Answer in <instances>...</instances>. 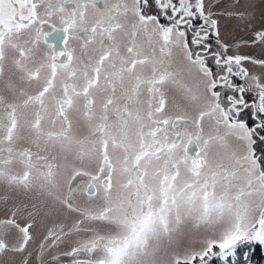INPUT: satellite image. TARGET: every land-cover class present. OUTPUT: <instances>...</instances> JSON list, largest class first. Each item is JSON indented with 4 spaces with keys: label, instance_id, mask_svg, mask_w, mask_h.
Instances as JSON below:
<instances>
[{
    "label": "snow or ice",
    "instance_id": "snow-or-ice-1",
    "mask_svg": "<svg viewBox=\"0 0 264 264\" xmlns=\"http://www.w3.org/2000/svg\"><path fill=\"white\" fill-rule=\"evenodd\" d=\"M212 17L205 0H0V79L6 67L16 78L4 84L11 99L0 94V185L24 194L37 185L48 195L58 188V166L22 146L26 139L38 149L43 144L42 150L79 145L81 159L98 163L82 189L95 202L82 206L75 198L81 189L69 182L61 202L82 219L68 231L50 230L45 242L52 240L51 250L66 237L87 238L78 236L48 264H60L62 256L67 264H148L145 258L154 256L162 239L179 245L180 228L189 221L208 235L194 240L201 247L175 256L173 264H250L255 246H264V81L243 66L247 61L264 67V58L229 55L226 45L215 50L209 38L215 34L219 43V31ZM129 28L125 56L116 33ZM42 41L48 49L43 52ZM69 41L80 42L78 54ZM253 42H264V30ZM174 49L182 50L201 77L195 92L180 85L198 103L196 115L166 114L165 86L179 83ZM145 65H151L150 74ZM253 88L249 103L246 93ZM100 91L108 95L97 106ZM77 106L90 129L83 139L68 116ZM206 117L215 135H204ZM228 137L238 146L230 147ZM218 142L226 155L211 151ZM31 227L0 221V254L23 253ZM12 228L19 236L9 248L4 236ZM45 242L39 264H45ZM21 264H29V257Z\"/></svg>",
    "mask_w": 264,
    "mask_h": 264
},
{
    "label": "rangeland",
    "instance_id": "rangeland-1",
    "mask_svg": "<svg viewBox=\"0 0 264 264\" xmlns=\"http://www.w3.org/2000/svg\"><path fill=\"white\" fill-rule=\"evenodd\" d=\"M52 2L55 3V0H52ZM42 10L43 8L41 7L40 11ZM209 10L213 13L212 18L218 21L219 43H217V37L215 42H209L215 50L222 52L223 49L220 45H226L228 48L227 54L229 55L242 54L258 59L264 58V42H253L255 40V34L264 30V0H205V11L208 12ZM89 14L91 18H94L91 9H89ZM45 30L50 31L47 26H45ZM116 38L119 42L121 54L127 56V47L131 40L130 28L127 31L116 33ZM141 39L138 37L137 42L140 43ZM98 41L99 37L97 38V43ZM69 43L76 47V54H78L80 42L69 41ZM190 47L195 46L190 44ZM45 50L48 49H46L42 41L41 52ZM155 54L157 58H160L158 45L155 46ZM171 60L172 68L177 73L175 79L179 83L175 86L171 83L165 86L167 99L166 114L173 117L184 114L190 116L196 115L198 112V103L192 101L190 99L191 94L180 85H187L188 88L192 89V92H195L197 83L201 77L196 72L194 66H191L186 60L182 50L174 49ZM243 66L248 69L250 75L259 76L264 81V67L252 65L247 61L244 62ZM189 68L193 69L191 74L187 71ZM143 71L146 75L150 74L151 65H145ZM10 77L15 82V76L6 67L5 75L0 79V94L5 95L8 99H11V93L5 89L4 84ZM244 81L248 83L246 80ZM22 87H25L29 92L35 89V85L32 87L22 85ZM103 87L104 81L101 78V89ZM250 92L251 95L256 96V90L254 88ZM107 95L108 92L105 91L96 93L97 106L107 98ZM146 106L145 103L144 107L146 108ZM82 113V106H77L76 109L68 113L69 119L73 124L74 133L80 139L90 134V129L84 121ZM27 118L29 120L32 119L30 112L27 114ZM202 125L206 137L216 134L217 129L210 118L206 117ZM43 126L45 129H48L51 127V124L46 120ZM218 131L222 133L224 129L220 128ZM24 135L25 137L28 136L26 130L24 131ZM20 143L24 147H30L33 152H39L40 155L47 156L52 163L58 166L54 169L56 173L54 179L58 188L52 189V195H48L47 188L42 190L37 185L31 192L24 194L15 191H5L4 186L0 185V221L15 219L22 227L29 222L32 224V227L29 229L32 238L26 246L25 251L23 253H15L5 250L4 253L0 254V264H21V261L26 256L29 257V264H39V246L42 242H45L48 232L50 230L60 231L61 228L63 231H68L76 220L82 219L78 213L69 211L67 206L61 202L67 193L69 182H71L73 187L81 189V191L75 194V198L82 206L95 202L89 201L82 189L86 188L90 177L97 174L98 163L88 156H84L81 159L79 156V145L73 144L62 148L60 144H56L54 147L49 145L46 150H42L43 144H41V149H38L27 139ZM227 143L232 148L238 146V142L233 137H228ZM88 147L90 146H85V151H87ZM211 151L213 153L219 152L224 155L227 154L226 149L219 142L212 146ZM53 156L56 157L55 160L51 159ZM77 172L80 173L79 176L76 175ZM73 176H76L75 180L72 179ZM5 196H7V199L4 198ZM253 199H257V197H253ZM17 209L19 210L16 212V216L13 217L12 212ZM180 233L179 245L175 243L169 244L167 238L162 239L159 242L154 256L145 258L148 264H173L175 256L182 257L187 249H199L201 247L198 242L194 243V240L202 239L208 235L203 228L196 231L191 221L181 226ZM87 235V233H79L72 237H66L51 250H49L48 246L51 245L52 240L48 239L45 242V264L50 262L52 255L61 254L70 250V246L74 245L78 236L80 238H87ZM18 236L19 233L15 228H12L5 234L4 240L9 248L16 242ZM173 238L176 239V234H174ZM262 247L264 249V246ZM81 258H86V254H81ZM60 264H67V259L62 256Z\"/></svg>",
    "mask_w": 264,
    "mask_h": 264
},
{
    "label": "trees",
    "instance_id": "trees-1",
    "mask_svg": "<svg viewBox=\"0 0 264 264\" xmlns=\"http://www.w3.org/2000/svg\"><path fill=\"white\" fill-rule=\"evenodd\" d=\"M216 41V35L215 34H210L209 42H215ZM240 84H246L244 80H240L239 78H236ZM251 92L249 91L246 93V96L248 98L249 103L253 102L255 99L254 95H251ZM254 97V98H253ZM252 98V99H250ZM251 122V121H249ZM260 146H257L259 149ZM243 250V249H242ZM214 251H218V249H214ZM215 264H220L219 261H216ZM250 264H264V249L262 246L256 245L254 248V255L252 256Z\"/></svg>",
    "mask_w": 264,
    "mask_h": 264
}]
</instances>
